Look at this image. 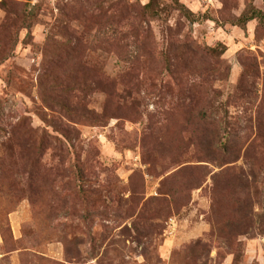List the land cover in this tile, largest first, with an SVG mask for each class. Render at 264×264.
Segmentation results:
<instances>
[{"label": "rangeland", "instance_id": "1", "mask_svg": "<svg viewBox=\"0 0 264 264\" xmlns=\"http://www.w3.org/2000/svg\"><path fill=\"white\" fill-rule=\"evenodd\" d=\"M0 264H264V0H0Z\"/></svg>", "mask_w": 264, "mask_h": 264}, {"label": "trees", "instance_id": "2", "mask_svg": "<svg viewBox=\"0 0 264 264\" xmlns=\"http://www.w3.org/2000/svg\"><path fill=\"white\" fill-rule=\"evenodd\" d=\"M147 7H150V5L148 4ZM187 13H189V11H186ZM259 15L258 11H253L252 13L246 12L245 14H243V16L240 18V21L243 25H245L248 21L256 18ZM188 17V15H187Z\"/></svg>", "mask_w": 264, "mask_h": 264}]
</instances>
